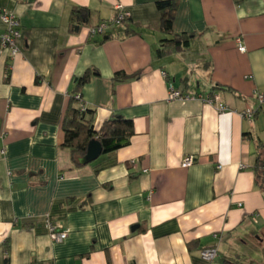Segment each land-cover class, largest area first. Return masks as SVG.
<instances>
[{
	"label": "crops",
	"instance_id": "1",
	"mask_svg": "<svg viewBox=\"0 0 264 264\" xmlns=\"http://www.w3.org/2000/svg\"><path fill=\"white\" fill-rule=\"evenodd\" d=\"M157 1L0 0L21 31L16 56L0 49V264H264L254 170L264 142V0H177L173 31L193 38L163 57ZM117 3L130 18L91 37ZM80 6L89 19L71 31ZM5 29L0 14V36ZM170 83L195 97L169 100ZM79 94L97 131L115 115L135 130L127 146L85 165L64 145ZM213 95L227 110L207 102ZM47 217L63 224L62 242ZM211 246L219 255L209 263L200 250Z\"/></svg>",
	"mask_w": 264,
	"mask_h": 264
},
{
	"label": "trees",
	"instance_id": "2",
	"mask_svg": "<svg viewBox=\"0 0 264 264\" xmlns=\"http://www.w3.org/2000/svg\"><path fill=\"white\" fill-rule=\"evenodd\" d=\"M157 7L161 13V28L165 33L156 49L157 56L163 57L189 48L193 35L186 32L175 33L173 31L177 0H158ZM3 12L0 9V14ZM89 16L90 10L87 7H74L71 12V31H79L82 25L87 23ZM91 75V70H88L83 76L78 78L77 91H81L82 86L89 81ZM115 77L117 80H126L129 75L117 73ZM217 87L233 92L231 87ZM94 114L95 110L85 106L80 94L79 96L73 95L70 98L63 124L65 132L64 145L71 149L77 164H79L78 158L86 155L88 144L92 139H98L102 144L103 153H108L127 146L135 133L133 120L120 115H115L107 120L100 131H97L93 124ZM258 148L259 152L254 163L255 179L257 184L264 190V142H260ZM224 264L237 263L225 261Z\"/></svg>",
	"mask_w": 264,
	"mask_h": 264
},
{
	"label": "built area",
	"instance_id": "3",
	"mask_svg": "<svg viewBox=\"0 0 264 264\" xmlns=\"http://www.w3.org/2000/svg\"><path fill=\"white\" fill-rule=\"evenodd\" d=\"M131 16V12L122 4L117 3L115 5V15L111 21L101 22L97 26L89 28V35L91 37H95L96 35L105 34L108 27L110 25H122L125 20ZM1 18L6 25L5 31L0 36V49H6L10 51L11 56H16L19 52L18 39L21 36L20 31V21L18 16L12 12H3L1 13ZM238 49L240 51H246V46L243 43V39L241 36L237 37ZM79 96V95H78ZM195 97L192 93L179 90L173 86L172 83L169 85L168 99L176 100V99H190ZM256 97L260 103L264 102V92H257ZM207 102L211 104H215L219 111L223 112L227 110V106L224 105L218 95H213L207 99ZM245 116L251 117L253 115V111L248 109L243 113ZM196 161L194 156H187L183 160L184 166H190ZM219 167H221L219 165ZM48 233L50 238L56 242H62L67 237V232L63 224L59 222H55L50 217L45 219ZM219 255L218 247L211 246L206 247L200 250V256L207 262L211 263L217 259Z\"/></svg>",
	"mask_w": 264,
	"mask_h": 264
},
{
	"label": "water",
	"instance_id": "4",
	"mask_svg": "<svg viewBox=\"0 0 264 264\" xmlns=\"http://www.w3.org/2000/svg\"><path fill=\"white\" fill-rule=\"evenodd\" d=\"M107 37L108 36H105V38ZM102 153V144L98 141V139H92L88 144L86 155L80 157L79 163L82 165L91 163L92 161L96 160Z\"/></svg>",
	"mask_w": 264,
	"mask_h": 264
}]
</instances>
